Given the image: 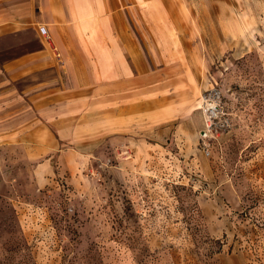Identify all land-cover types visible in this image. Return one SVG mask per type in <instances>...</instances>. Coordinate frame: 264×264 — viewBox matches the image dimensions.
Returning <instances> with one entry per match:
<instances>
[{
  "label": "rangeland",
  "instance_id": "obj_1",
  "mask_svg": "<svg viewBox=\"0 0 264 264\" xmlns=\"http://www.w3.org/2000/svg\"><path fill=\"white\" fill-rule=\"evenodd\" d=\"M177 2L191 115L34 138L30 88L64 74L0 72V264H264V0Z\"/></svg>",
  "mask_w": 264,
  "mask_h": 264
},
{
  "label": "crops",
  "instance_id": "obj_2",
  "mask_svg": "<svg viewBox=\"0 0 264 264\" xmlns=\"http://www.w3.org/2000/svg\"><path fill=\"white\" fill-rule=\"evenodd\" d=\"M182 8L177 0H0V72L15 81L29 63L28 74H64L30 88L36 125L30 137L47 139L51 132L78 140L118 125L193 114L196 100L175 98L193 89L181 84L194 71ZM40 25L47 26L50 45ZM172 73L177 77L166 79Z\"/></svg>",
  "mask_w": 264,
  "mask_h": 264
},
{
  "label": "built area",
  "instance_id": "obj_3",
  "mask_svg": "<svg viewBox=\"0 0 264 264\" xmlns=\"http://www.w3.org/2000/svg\"><path fill=\"white\" fill-rule=\"evenodd\" d=\"M39 31H40V33H41V35H42L43 37H46V38H49V37H50V34H49V31H48L47 26H45V25H40V26H39Z\"/></svg>",
  "mask_w": 264,
  "mask_h": 264
}]
</instances>
